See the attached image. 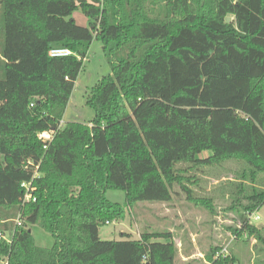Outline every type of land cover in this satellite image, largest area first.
Segmentation results:
<instances>
[{"label": "trees", "instance_id": "obj_1", "mask_svg": "<svg viewBox=\"0 0 264 264\" xmlns=\"http://www.w3.org/2000/svg\"><path fill=\"white\" fill-rule=\"evenodd\" d=\"M186 4L178 13L171 0H0V264H176L170 232L104 241L100 229L137 204L170 202L176 188L196 201L192 171L234 161L230 230L264 243L246 217L264 207V0ZM95 39L111 64L87 96L96 119L64 126ZM24 183L35 203L23 204ZM36 225L53 248L35 245ZM220 252L206 262L238 263Z\"/></svg>", "mask_w": 264, "mask_h": 264}, {"label": "rangeland", "instance_id": "obj_2", "mask_svg": "<svg viewBox=\"0 0 264 264\" xmlns=\"http://www.w3.org/2000/svg\"><path fill=\"white\" fill-rule=\"evenodd\" d=\"M187 0H171L174 9L183 11ZM77 25L89 27V19L81 12L71 17ZM227 21L235 22L230 17ZM111 74V64L105 53L103 44L94 40L85 59L84 69L78 77L69 106L64 115L63 124H90L96 119L93 107L88 104L87 96L104 78ZM205 153L203 156H208ZM240 166L234 161L216 168H203L192 171L196 184H189L196 201H188L186 194L176 188L177 194L170 202L137 204L127 208L123 221L110 223L101 227L100 238L104 241H120L125 235L133 240H140L143 233L170 232L178 245L176 264H208L204 255L211 248L227 249V254L238 259L237 264H264V243L255 239H235L230 228L235 227V214L229 211L231 201L228 197V183L237 179ZM227 190V191H226ZM107 199L123 205L126 195L120 190H108ZM206 202L208 204L200 203ZM259 221L255 227L264 229V207L258 212ZM35 245L51 249L54 239L40 226L32 228ZM11 238V234H7ZM160 242H165L164 239Z\"/></svg>", "mask_w": 264, "mask_h": 264}, {"label": "built area", "instance_id": "obj_3", "mask_svg": "<svg viewBox=\"0 0 264 264\" xmlns=\"http://www.w3.org/2000/svg\"><path fill=\"white\" fill-rule=\"evenodd\" d=\"M70 54H71V51L68 49L67 50L53 49L49 53V55L51 57H54V58L67 57ZM39 138L41 139V141L43 143L47 144V143L52 142L53 136L49 135L48 133H42V134H39ZM45 149H46V146H45ZM37 169H38V167H36V169H35V172H36L35 177L38 176ZM22 187H23V190H25V196L23 199V204L30 203V202L35 203L36 197L34 196V194H35L36 190L32 187V183H24V184H22ZM258 212H259V210H255L253 212H247L246 213V217L250 221L251 224H253L254 221H259L260 218L258 216ZM20 225H21V221H20V219H17L16 226H20ZM226 254H227V249L225 248L220 253H218L217 258L220 255L226 256Z\"/></svg>", "mask_w": 264, "mask_h": 264}]
</instances>
